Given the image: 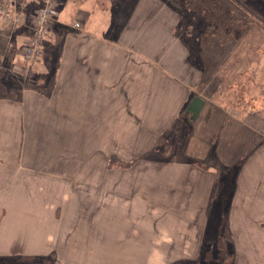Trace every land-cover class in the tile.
<instances>
[{
  "label": "crops",
  "instance_id": "crops-1",
  "mask_svg": "<svg viewBox=\"0 0 264 264\" xmlns=\"http://www.w3.org/2000/svg\"><path fill=\"white\" fill-rule=\"evenodd\" d=\"M195 3L202 6L203 0ZM76 22L78 29L73 27ZM179 23V8L171 0H62L41 48L46 60V48L52 47V60L45 65L40 59L30 72L41 84L49 75L53 78L50 95L24 90L20 100L0 97V264H84L81 253L62 248L75 245L62 240L71 229L64 224L63 204L24 191L10 194L12 187L57 180L56 163L40 161L41 132L50 128L74 136L77 112L82 124L98 126L99 154L107 153L111 138L114 149L109 153L124 161L153 147L168 168L164 184L173 185L170 197L177 200L183 184L196 194L193 213L188 212L190 205L174 201L180 205L175 208L179 216L205 219L193 241H187L181 225L167 240L148 237L124 243L121 248L129 251L126 264L198 260L216 203L212 186L217 170L202 167L209 158L225 169L220 185L229 192L224 212L233 237L232 264H264V227L257 226L264 221V110L255 111L249 104L248 110L234 113L231 98L221 91L244 73L259 79L264 95V55L251 50L247 38L223 49L213 34L208 49L200 34L190 39L178 35ZM23 37L27 33L17 32L15 42ZM16 49L12 46L11 52ZM194 97L204 104L191 121L185 109ZM144 162L138 159L131 168L152 170L150 162ZM220 190L216 209L224 197ZM147 229L153 231L152 226ZM140 249L146 250L145 257ZM110 260H115L112 253L100 264Z\"/></svg>",
  "mask_w": 264,
  "mask_h": 264
},
{
  "label": "rangeland",
  "instance_id": "rangeland-1",
  "mask_svg": "<svg viewBox=\"0 0 264 264\" xmlns=\"http://www.w3.org/2000/svg\"><path fill=\"white\" fill-rule=\"evenodd\" d=\"M171 1L175 5L177 4L180 11V25L176 30L178 35L190 39L194 33L196 36L200 34L199 36L207 39L205 46L208 49L211 46L212 34L218 36L220 44H223L220 47L223 49L231 48L235 43H241L247 38L250 49H255L258 54L264 55V0H203L202 6L195 3L197 0ZM62 10L63 16L67 9ZM16 27H18L17 31L30 34L27 27ZM3 30L6 28L3 29L0 26V57L8 51L5 50L7 40L2 38V36L6 37L8 32ZM23 39L20 43H16L15 39L11 41V46H17V52H9L7 58L4 57L3 63H5L6 73L12 76L2 74L0 82L11 86L21 84L15 82L17 78L21 77L19 72L23 67L19 62ZM51 49L52 47L48 46L46 60L43 59L42 53L38 62L45 60V65L46 63L49 65L52 60ZM32 77L37 76L33 75ZM50 79L49 75L46 82H49ZM234 79H231L232 81L221 90L223 96L228 95L231 98L230 110L232 108L234 113L246 111L249 109L247 107L249 104L253 105L255 111L264 110V95H261L262 88L259 86V79L253 80L252 75L244 73L236 75ZM37 82L41 84L40 79ZM0 97L5 96L0 94ZM75 117L78 120L73 122L74 136L67 137V134L61 131L56 132L50 128L48 131L45 129L41 132L42 155L40 161L42 164L56 163L53 174L58 175L57 180L51 179L52 184L49 185L12 187L10 194L15 191H24L31 197H44L51 204H63L62 210L65 212L66 220L64 224L70 225L71 229L69 233L63 235L65 239L62 240L75 243V245L62 248L81 253L84 264H100L104 262L108 253H112L115 259L108 261V264H126L129 258V255L126 256V254L129 251L124 247L121 248L124 243L147 241L148 237L155 241L167 240L170 236L174 237L175 229H179L181 225L186 227L187 233L184 234L189 237L187 241H193L195 230L205 224V219L180 217L177 210L181 209L180 205L174 201L181 202L182 206L190 205L188 212L193 213L196 211L193 204L196 194L188 193L190 187L186 183L185 186L175 183L179 185L181 194L178 195L177 200L171 198L173 185L164 184V178L168 177V168L162 165V159L153 147L142 152L139 158L124 161L109 153L114 149V138H111L107 146V153L99 154L95 152L99 150L100 144L98 126L95 123L89 127L82 124L79 112ZM64 125L66 126L65 122ZM156 144L160 145V150L164 149L165 145L161 146L164 144L162 141ZM33 157L32 154L31 162ZM138 159L145 161V165L150 162L152 170L146 167L132 169V165ZM202 167L214 168L206 165ZM224 170L222 169V171ZM47 172L50 173V170ZM48 173L44 172V175H49ZM48 180L44 178L43 182L48 183ZM37 181L39 183V180ZM55 181H58V184H53ZM220 189L226 193L224 192L223 200L221 197L218 209H216L217 199L222 194V192L219 193ZM212 190H214L212 195L216 202L215 208L208 216L206 230L201 239V248L198 250L199 257L193 264H216L217 255L221 251L229 253L226 235L227 219L224 212L229 192L226 187H221L220 184H217L214 189L212 186ZM197 198H201V196H197ZM132 224H134L133 227ZM151 226L153 231L148 232L147 227L151 228ZM257 226L264 227V221L259 222ZM139 252L143 254L146 253V250L140 249ZM141 257H145V254ZM138 262L144 264L146 260L141 259ZM228 262L227 258L226 264Z\"/></svg>",
  "mask_w": 264,
  "mask_h": 264
},
{
  "label": "built area",
  "instance_id": "built-area-1",
  "mask_svg": "<svg viewBox=\"0 0 264 264\" xmlns=\"http://www.w3.org/2000/svg\"><path fill=\"white\" fill-rule=\"evenodd\" d=\"M0 0V26L6 28L8 34L2 36L7 40L5 50L12 49L11 41L17 35L18 27L25 26L30 31L23 39L19 59L20 76L25 78L31 72L32 67L38 63L42 54L41 42L48 39L53 22L58 13V7L62 0ZM28 15V16H27ZM29 26V27H28ZM74 28H80V23H74ZM2 32V31H1ZM7 51V52H8ZM17 52V49L16 51ZM18 55V54H17ZM6 53L0 57V67Z\"/></svg>",
  "mask_w": 264,
  "mask_h": 264
},
{
  "label": "trees",
  "instance_id": "trees-1",
  "mask_svg": "<svg viewBox=\"0 0 264 264\" xmlns=\"http://www.w3.org/2000/svg\"><path fill=\"white\" fill-rule=\"evenodd\" d=\"M44 42H41L40 46L42 48ZM12 49L10 51H8L6 53V58L9 55V52H11ZM4 65L5 63H3L2 67H0V75L2 74H7L6 70L4 69ZM36 65V64H35ZM15 77V76H13ZM16 78V77H15ZM19 80V81H18ZM53 78H51L49 80V82H45L44 84H40L36 81V78H33L31 74H29L27 77L22 78L19 77L17 78L16 82H20L21 84L19 85H7L6 83L0 82V94L1 96H5L6 98H14V99H18L20 100L21 98V94L24 90H33L36 91L42 95L45 96H49L51 93V89H52V85H53ZM201 163V162H200ZM200 163H198V165H200ZM203 163L207 166V167H214L217 169V177L218 179H216L217 181L215 182L213 189L217 187V184H220V179L222 177V174L224 171H222V169H224L222 167V165L215 159L213 158H209L203 161ZM201 166V165H200ZM214 193V190L212 191ZM214 198V196L212 195V199ZM226 235H227V239H228V251L229 253H222V248L220 247V253L217 255L216 258V264H226V260L228 258L229 262L228 264H232V258H233V247H232V236L230 234V232L228 231L227 225H226ZM221 243V242H219ZM221 246L223 247V245L221 244Z\"/></svg>",
  "mask_w": 264,
  "mask_h": 264
},
{
  "label": "water",
  "instance_id": "water-1",
  "mask_svg": "<svg viewBox=\"0 0 264 264\" xmlns=\"http://www.w3.org/2000/svg\"><path fill=\"white\" fill-rule=\"evenodd\" d=\"M203 104L204 102L199 97H194L190 101L189 105L185 109V114L189 116L191 121H194L197 118L200 110L203 107Z\"/></svg>",
  "mask_w": 264,
  "mask_h": 264
},
{
  "label": "bare ground",
  "instance_id": "bare-ground-1",
  "mask_svg": "<svg viewBox=\"0 0 264 264\" xmlns=\"http://www.w3.org/2000/svg\"><path fill=\"white\" fill-rule=\"evenodd\" d=\"M51 31V30H50Z\"/></svg>",
  "mask_w": 264,
  "mask_h": 264
}]
</instances>
